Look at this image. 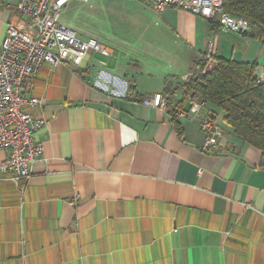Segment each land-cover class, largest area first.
Here are the masks:
<instances>
[{
    "label": "crops",
    "instance_id": "0c3cea01",
    "mask_svg": "<svg viewBox=\"0 0 264 264\" xmlns=\"http://www.w3.org/2000/svg\"><path fill=\"white\" fill-rule=\"evenodd\" d=\"M102 1L120 16L119 1L132 3ZM16 3L0 0V41L9 22L33 33ZM154 14L143 25L148 45L95 36L109 59L92 51L80 65L37 69L29 94L45 99L34 110L45 119L35 134L43 151L25 182L0 169V264H264L260 150L216 107L179 113V134L166 106L143 103L196 71L209 40L216 56L254 59L256 72L264 46L251 30L223 33L181 8ZM175 91L165 94L172 104ZM206 114L223 134L207 150Z\"/></svg>",
    "mask_w": 264,
    "mask_h": 264
},
{
    "label": "built area",
    "instance_id": "2783aa9c",
    "mask_svg": "<svg viewBox=\"0 0 264 264\" xmlns=\"http://www.w3.org/2000/svg\"><path fill=\"white\" fill-rule=\"evenodd\" d=\"M70 1L17 0V12L25 17L24 21L33 29V33H27L14 22H9L0 41V149L8 151L0 163V169L15 182L27 181L33 163L43 151L35 134L45 125V119L35 115L34 110L43 105L45 99L29 94L33 89V77L37 69L43 63L56 66L64 61L80 65L92 51L111 55L109 48L97 39H81L76 31L59 23L60 12ZM146 1L156 14L170 6L181 8L215 21L223 33H246L252 28L247 18L226 11L223 0ZM212 47L213 42L209 40L202 73L217 63ZM256 76L264 83V67H260ZM187 101L190 106L187 112L180 111L183 115H196L205 105L193 93H189ZM143 103L162 108L165 106V98L155 93L143 99ZM200 126L204 134L202 148L207 150L218 143L223 135L222 130L208 114L200 119Z\"/></svg>",
    "mask_w": 264,
    "mask_h": 264
},
{
    "label": "trees",
    "instance_id": "16d2710c",
    "mask_svg": "<svg viewBox=\"0 0 264 264\" xmlns=\"http://www.w3.org/2000/svg\"><path fill=\"white\" fill-rule=\"evenodd\" d=\"M223 8L235 16L247 18L254 36L264 46V0H223ZM211 27L216 22L208 20ZM218 25V24H217ZM219 27V26H218ZM217 63L202 73L205 59L197 62L196 71L174 87L163 89L164 94L182 90V98L175 104L165 99L178 133H181L176 116L189 109L186 103L189 93L195 94L205 104L218 108L224 113L223 121L233 128V133L245 143L251 144L261 152L259 166L264 167V83L255 75L256 61H243L232 57L215 56ZM134 93L130 95L133 96ZM130 96V97H131Z\"/></svg>",
    "mask_w": 264,
    "mask_h": 264
},
{
    "label": "rangeland",
    "instance_id": "374dc122",
    "mask_svg": "<svg viewBox=\"0 0 264 264\" xmlns=\"http://www.w3.org/2000/svg\"><path fill=\"white\" fill-rule=\"evenodd\" d=\"M129 1H132V3L119 1V11L124 14V16H120L119 14H114V12L110 11V8H106L107 11L103 10L102 7L107 4V1L90 0L89 2H84L82 0H72L61 10L59 23L76 31L78 36L81 38L89 36L100 37L107 34L106 36H112L114 39H119L124 43L141 48L144 45L151 43L147 37L143 36V25L151 22L152 14L155 15L153 12L154 10L151 9L152 7L146 0ZM129 28L136 29L134 32H131ZM255 33L256 29L253 28L247 35L250 39L258 41V39L254 36ZM107 42L111 43L109 40ZM212 54L213 56H216L214 55L213 50ZM109 58V56H103L100 55V53H94L93 55L94 60ZM132 58L135 57H130V59ZM253 61L254 59H251L250 62ZM160 94H162L165 99L169 97L165 96L163 92ZM185 104H188L187 100ZM219 122L222 123L220 119Z\"/></svg>",
    "mask_w": 264,
    "mask_h": 264
}]
</instances>
